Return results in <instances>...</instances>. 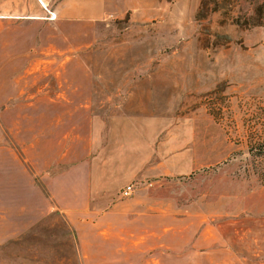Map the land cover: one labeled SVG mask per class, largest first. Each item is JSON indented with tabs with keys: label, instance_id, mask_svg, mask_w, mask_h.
<instances>
[{
	"label": "crops",
	"instance_id": "crops-1",
	"mask_svg": "<svg viewBox=\"0 0 264 264\" xmlns=\"http://www.w3.org/2000/svg\"><path fill=\"white\" fill-rule=\"evenodd\" d=\"M115 4L0 0V115L51 111L60 127L43 157L11 150L0 121V264H264L263 228L218 235L216 226L149 203V192L140 196L139 186L160 173L150 165L155 128L119 106L99 111L72 38ZM129 182L133 193L122 197Z\"/></svg>",
	"mask_w": 264,
	"mask_h": 264
},
{
	"label": "rangeland",
	"instance_id": "rangeland-1",
	"mask_svg": "<svg viewBox=\"0 0 264 264\" xmlns=\"http://www.w3.org/2000/svg\"><path fill=\"white\" fill-rule=\"evenodd\" d=\"M115 1L72 38L99 111L119 106L155 128L160 173L140 196L218 235L264 229V0ZM1 110L15 153L55 150L51 111Z\"/></svg>",
	"mask_w": 264,
	"mask_h": 264
},
{
	"label": "built area",
	"instance_id": "built-area-1",
	"mask_svg": "<svg viewBox=\"0 0 264 264\" xmlns=\"http://www.w3.org/2000/svg\"><path fill=\"white\" fill-rule=\"evenodd\" d=\"M133 190H134V185L132 183H128L122 188L120 194L122 197H128L132 195Z\"/></svg>",
	"mask_w": 264,
	"mask_h": 264
}]
</instances>
